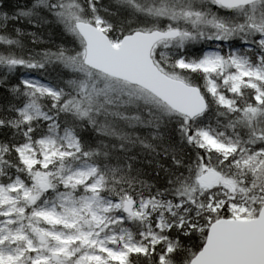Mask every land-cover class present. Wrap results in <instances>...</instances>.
I'll return each instance as SVG.
<instances>
[{
    "label": "snow or ice",
    "instance_id": "1",
    "mask_svg": "<svg viewBox=\"0 0 264 264\" xmlns=\"http://www.w3.org/2000/svg\"><path fill=\"white\" fill-rule=\"evenodd\" d=\"M0 264H264V0H0Z\"/></svg>",
    "mask_w": 264,
    "mask_h": 264
}]
</instances>
